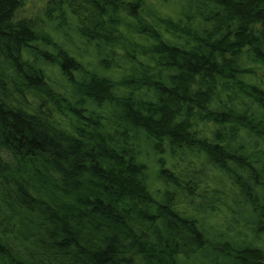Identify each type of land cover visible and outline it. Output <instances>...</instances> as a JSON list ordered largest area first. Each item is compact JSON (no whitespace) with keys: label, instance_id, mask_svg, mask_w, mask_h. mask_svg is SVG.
Segmentation results:
<instances>
[{"label":"trees","instance_id":"obj_1","mask_svg":"<svg viewBox=\"0 0 264 264\" xmlns=\"http://www.w3.org/2000/svg\"><path fill=\"white\" fill-rule=\"evenodd\" d=\"M25 4L0 0V264H264V0Z\"/></svg>","mask_w":264,"mask_h":264},{"label":"rangeland","instance_id":"obj_2","mask_svg":"<svg viewBox=\"0 0 264 264\" xmlns=\"http://www.w3.org/2000/svg\"><path fill=\"white\" fill-rule=\"evenodd\" d=\"M50 0H26L22 15H36ZM213 234H216V229Z\"/></svg>","mask_w":264,"mask_h":264}]
</instances>
